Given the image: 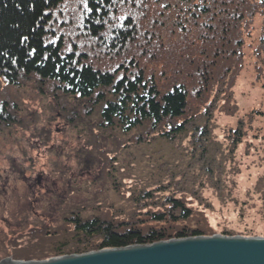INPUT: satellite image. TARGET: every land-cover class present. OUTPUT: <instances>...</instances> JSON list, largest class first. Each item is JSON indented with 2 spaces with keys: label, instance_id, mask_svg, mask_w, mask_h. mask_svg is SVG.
<instances>
[{
  "label": "trees",
  "instance_id": "obj_1",
  "mask_svg": "<svg viewBox=\"0 0 264 264\" xmlns=\"http://www.w3.org/2000/svg\"><path fill=\"white\" fill-rule=\"evenodd\" d=\"M256 18L263 26L255 74L264 82V0H0V130L25 120L20 100L6 97L3 85L40 99L75 101L81 110L72 114V127L99 119L90 122L94 142L86 143L92 147L86 158H103L93 165L99 170L87 173L94 179L84 183L87 202L72 199L79 181L68 183L63 173L58 191L45 187L50 196L44 189L35 208L26 200L16 211H0V262L215 235L207 208L198 209L196 201L206 187L218 197L233 196L240 174L235 152L264 121L262 110L236 114L224 143L212 130L222 108L239 109L232 89ZM169 65L179 71L175 79L166 75ZM117 132L139 146L165 141L187 160L173 170L161 163L134 173L137 167H122L99 151V134ZM254 132L264 140V128ZM257 156L260 172L245 201L229 199L240 205L242 218L253 196L264 218V156Z\"/></svg>",
  "mask_w": 264,
  "mask_h": 264
},
{
  "label": "rangeland",
  "instance_id": "obj_2",
  "mask_svg": "<svg viewBox=\"0 0 264 264\" xmlns=\"http://www.w3.org/2000/svg\"><path fill=\"white\" fill-rule=\"evenodd\" d=\"M255 26V33H251L250 39L246 38L245 62L235 87L232 89L235 100L233 104L239 109L234 112L229 106L222 108L225 111H219L212 122L213 134L222 143L227 139L226 130L236 127L239 117L236 114L244 116L250 114L252 110L264 112V88L262 86L264 82H257L258 78L255 74L258 63L256 52L260 46L259 39L262 38L260 37V26H263L259 18H256ZM173 67L169 65L165 71L168 79H175L174 77L178 76L179 71H175L176 67ZM6 88L8 90L6 97L13 102H17L16 99L20 100V108L25 120H20L16 127L0 130V211H16L17 206L21 207L26 200L30 203L29 208H35V203L39 200V195H43L45 187L53 193L58 191L56 188V185L60 184L58 177H61L63 173L69 175L68 183L79 181L80 192L72 199L77 202H87L90 195L84 191L86 189L84 183L90 179L94 180L93 175L89 174L87 177V173L99 170L98 165L95 168L93 165L103 159L99 154L93 155V161L86 158L92 150V147L87 145L94 142L92 134H88L89 127H91L90 122L98 123V117L87 120L83 118L79 128H75L71 126V123L73 124L74 120L76 124L73 125H77V119L73 118L72 114L80 112V103L66 102L62 99L56 102L50 95L40 99L36 93L24 95L28 90L20 93L3 85V89ZM64 103H66L65 106ZM80 117L83 116L80 115ZM253 126L254 131L259 128L263 129L264 121L259 119ZM254 131L249 132L248 138L236 150V158L234 155L235 162L240 165V174L235 176L237 182L230 187L233 190V196L221 198L206 187L201 200L196 201L195 206L198 209L207 208L209 222L217 231L213 236L221 235L225 229H229L236 233L231 237L264 238V218L260 213L261 203L257 201L258 196L250 198L244 218L240 217V205L229 200L234 198L239 203L245 201L247 192L256 183L260 172L258 167L261 157L257 155L264 156V140L254 139L256 135ZM94 132L97 136L98 132ZM99 135L100 153H107L114 157L116 160L112 161L122 167H137L139 170L133 171L134 173L141 172L146 166L156 167L161 163L173 170L187 160L181 149L165 141L139 146L129 136H122L119 132L100 133ZM224 149L231 152L232 147L227 145ZM225 153L228 156V152ZM99 165H102V162ZM46 189L45 198L50 196ZM106 193L100 196L106 194L110 198L113 197L115 204L119 203V199L110 191ZM32 194L34 195L31 196Z\"/></svg>",
  "mask_w": 264,
  "mask_h": 264
},
{
  "label": "water",
  "instance_id": "obj_3",
  "mask_svg": "<svg viewBox=\"0 0 264 264\" xmlns=\"http://www.w3.org/2000/svg\"><path fill=\"white\" fill-rule=\"evenodd\" d=\"M0 264H264V238L197 237L70 255L48 261Z\"/></svg>",
  "mask_w": 264,
  "mask_h": 264
}]
</instances>
